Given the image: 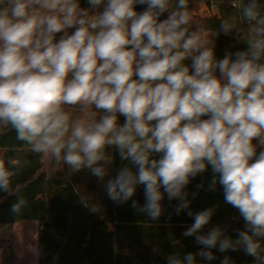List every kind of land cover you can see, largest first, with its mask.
<instances>
[{"label": "clouds", "instance_id": "obj_1", "mask_svg": "<svg viewBox=\"0 0 264 264\" xmlns=\"http://www.w3.org/2000/svg\"><path fill=\"white\" fill-rule=\"evenodd\" d=\"M87 4L0 0V129L10 126L31 152L63 162L72 173L88 169L100 181L113 162L107 149H115L136 171L124 167L108 180V197L127 202L143 185L141 211L153 220L163 211L161 188L180 201L179 213L190 205L184 191L190 178L211 165L225 202L239 211L247 230L235 240L219 226L202 234L215 213L208 208L188 212L194 222L183 235L195 236L203 246L198 255L207 260L215 259L211 249L217 246L220 252L243 247L255 264H264V150L257 153L253 143L264 148V13L258 0L243 6L247 49L222 59L203 30L190 31L189 0H175L174 8L173 0ZM137 4L147 7L138 13ZM233 6L241 7L237 0ZM235 27V19L221 22L225 34ZM99 111L104 115L97 119ZM8 163L11 168L0 158V191L13 195L19 192L13 178L26 161ZM80 203L98 210L84 196ZM26 204L20 197L11 210L20 213ZM168 261L195 264V255Z\"/></svg>", "mask_w": 264, "mask_h": 264}, {"label": "trees", "instance_id": "obj_2", "mask_svg": "<svg viewBox=\"0 0 264 264\" xmlns=\"http://www.w3.org/2000/svg\"><path fill=\"white\" fill-rule=\"evenodd\" d=\"M79 2L81 7H88L87 0ZM258 3L264 13V0ZM189 13L190 31L203 30L205 36L215 34L216 59L247 49L244 34L248 23H242L233 0H189ZM225 19L236 20V27L228 34L221 30ZM62 34H57V40ZM185 63L190 66L191 60ZM67 110L74 117L80 115L78 107ZM103 115V111H99L97 119ZM124 122L125 118L119 116L118 123ZM253 143L257 144V153L264 150L257 141ZM107 152L113 162L109 174L100 181L88 169L72 173L63 162L50 161L43 154L31 152L23 142L16 140L15 130L10 126L0 129V158L4 159L5 166L11 168L10 159L26 161L12 181L13 188L19 187V192L9 195L0 191V264H169V256L179 254L183 259L188 253L195 255V264H222L225 257L229 264H255V259L247 255L243 247L220 252L217 246L211 249L215 259L207 260L198 255L203 246L197 244L195 236L183 235L194 222L193 216L208 208H214L215 213L201 230L202 234L219 226L225 236L235 240L239 231L247 230L239 211L225 202L223 187L211 165L190 178L184 189L190 205L179 213L176 208L180 201L169 200L161 188L163 211L153 220L141 211L145 204L143 185L136 186L134 196L127 202L118 203L108 197L107 181L124 167L133 172L136 167L130 160H121L115 149L109 148ZM159 157L160 154H153V158ZM214 178L217 183L213 190L210 186ZM81 196L87 197L89 205L98 210L93 212L83 206ZM20 197L25 198L27 204L20 213H15L11 209ZM133 201L137 202L136 207L132 206ZM189 211L193 216L188 215ZM261 243L264 245V239Z\"/></svg>", "mask_w": 264, "mask_h": 264}, {"label": "water", "instance_id": "obj_3", "mask_svg": "<svg viewBox=\"0 0 264 264\" xmlns=\"http://www.w3.org/2000/svg\"><path fill=\"white\" fill-rule=\"evenodd\" d=\"M237 2H238V3L240 4V6H241V7L239 8V11H240V15H241V21H242V23H243V24L248 23L246 20H244V19L242 18L243 6L247 4L246 1H245V0H237ZM146 7H147V5H140V4H137V5H136V11H137L138 13H139V12H142V11H144V10L146 9ZM165 15H166V13H164V14L160 17V19H164Z\"/></svg>", "mask_w": 264, "mask_h": 264}, {"label": "rangeland", "instance_id": "obj_4", "mask_svg": "<svg viewBox=\"0 0 264 264\" xmlns=\"http://www.w3.org/2000/svg\"><path fill=\"white\" fill-rule=\"evenodd\" d=\"M207 38H209L212 42H213V45H215V34L213 32L211 33H208L206 35ZM87 198V197H86ZM88 199V198H87ZM88 202H89V199H88Z\"/></svg>", "mask_w": 264, "mask_h": 264}]
</instances>
